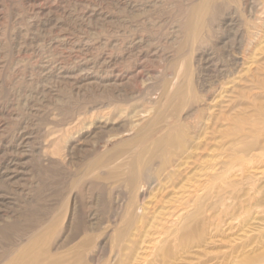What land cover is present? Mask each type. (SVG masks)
Wrapping results in <instances>:
<instances>
[{
	"label": "rangeland",
	"instance_id": "rangeland-1",
	"mask_svg": "<svg viewBox=\"0 0 264 264\" xmlns=\"http://www.w3.org/2000/svg\"><path fill=\"white\" fill-rule=\"evenodd\" d=\"M195 2L0 0V264L68 195L59 253L89 234L81 251L98 264H264V0H212L192 42L184 18ZM182 62L205 110L182 113L194 126L184 149L145 186L139 221L116 245L127 186L80 177L112 133L72 149L62 135L114 99L148 104Z\"/></svg>",
	"mask_w": 264,
	"mask_h": 264
},
{
	"label": "bare ground",
	"instance_id": "bare-ground-1",
	"mask_svg": "<svg viewBox=\"0 0 264 264\" xmlns=\"http://www.w3.org/2000/svg\"><path fill=\"white\" fill-rule=\"evenodd\" d=\"M211 1L212 0H196L195 3L191 4L192 6L186 12L184 18V34L187 40H191L192 42L198 40L201 34V26L202 24H204L203 22L206 19H204V15L206 14ZM190 58L192 57L190 56ZM189 64L190 63L186 64V62H182L181 70L183 71L181 75L176 74L171 81V84H169L170 86L168 85L169 88L162 90L156 99L152 100L150 98V100L147 101L148 104L140 106L131 105L129 107H126L127 105L125 102L121 103L120 100L116 101L113 98L114 101L107 102L106 106L112 105L114 110H109V112L105 113V115L99 114L92 116L90 120H85L86 122L80 124L81 126L79 127H77L76 123H74L77 128H73L74 131L66 130L62 135V137H69L66 149H72L76 147L78 143L87 136V133L88 135L112 133L110 135L107 134L109 140L113 143L112 147L105 150L104 152L98 153L95 156H91V158H89L87 162H85V168L83 170L81 169L83 172L80 177L91 175L97 179L121 178L120 180H122L127 186L128 196H126V201L124 202V204L122 203L119 207L122 214L120 219L121 224L119 223L120 227H117V230L113 231L117 233V238L114 241L116 245H118L119 242L121 243V241L124 242L126 237L128 238V231L131 229V227H133L136 221H139L137 220L138 215L136 214L137 210L140 207L138 205V200L144 196L145 186H150L158 180L159 171H164V169L170 162V154H174V151L179 153L184 149V142L187 137H189L187 131L190 128H194V126L192 125L188 127V123L186 121L187 118H185L182 113L189 112V114L186 113L188 116L192 115L193 117H198L199 113L205 110L200 107V105H205L206 99H198L191 88V78L188 77L191 74V67L193 64ZM100 86L102 85L100 84ZM120 87L121 86L118 85L113 89L119 91L121 89ZM129 99L131 100V98ZM119 105L126 106L124 108H118ZM88 117L86 118L88 119ZM66 127L67 126H65V128ZM60 138L56 140L55 144H58V141L61 140ZM156 160H158L159 162H155ZM151 164H155L157 166L155 169V173L153 172L154 175L148 177L146 174V170L151 166ZM72 197L74 196L68 195L64 203H62V205L60 206L58 205V207L55 208L54 211L51 212V214H49L44 220L40 222V225L37 227V229L25 238V243H20L22 247H19L16 250H12L13 253H11L10 256L7 255L4 258V261L1 262V264H98L94 263L92 259L87 260L85 257V253L81 251V249L85 248V246L87 245L86 242L88 240L86 238L89 237V234H85V237L82 238L80 242L81 244L75 246L76 248L72 251H70L69 248V250L66 249L68 251H64V253H59L58 251H56V249L59 250L63 248L67 243L66 240H61L60 238L57 240V238L59 237V234L61 233L64 225L67 222L66 219L68 218V216L70 217V214H72L71 210L74 209V206L76 205V202L74 201L76 200V198L74 199ZM118 257H120L119 250L117 252L115 251L110 256L109 260L116 261Z\"/></svg>",
	"mask_w": 264,
	"mask_h": 264
}]
</instances>
